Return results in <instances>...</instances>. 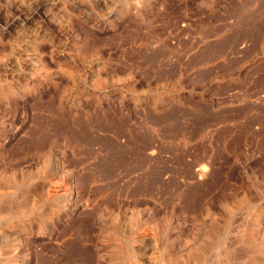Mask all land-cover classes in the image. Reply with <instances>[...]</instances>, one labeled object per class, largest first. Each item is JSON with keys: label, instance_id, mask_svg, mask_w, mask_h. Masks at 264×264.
Returning a JSON list of instances; mask_svg holds the SVG:
<instances>
[{"label": "rangeland", "instance_id": "1", "mask_svg": "<svg viewBox=\"0 0 264 264\" xmlns=\"http://www.w3.org/2000/svg\"><path fill=\"white\" fill-rule=\"evenodd\" d=\"M0 264H264V0H0Z\"/></svg>", "mask_w": 264, "mask_h": 264}]
</instances>
